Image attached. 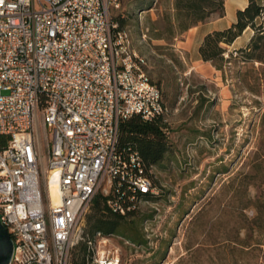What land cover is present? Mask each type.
<instances>
[{
    "label": "built area",
    "instance_id": "built-area-1",
    "mask_svg": "<svg viewBox=\"0 0 264 264\" xmlns=\"http://www.w3.org/2000/svg\"><path fill=\"white\" fill-rule=\"evenodd\" d=\"M120 7V0H0V221L14 242L10 264H72L82 242L93 264H120L119 254L103 250L110 237L86 239L87 209L123 184L157 194L140 155L118 147L122 121L168 112L116 20ZM109 205L125 214L118 201Z\"/></svg>",
    "mask_w": 264,
    "mask_h": 264
},
{
    "label": "rangeland",
    "instance_id": "rangeland-1",
    "mask_svg": "<svg viewBox=\"0 0 264 264\" xmlns=\"http://www.w3.org/2000/svg\"><path fill=\"white\" fill-rule=\"evenodd\" d=\"M120 1L116 20L132 49L144 58L143 70L161 90L168 109L169 151L151 169L157 198L139 203L126 223V234L136 228L147 244L112 235L103 250L119 254L120 264H223L211 235L228 224L224 210L230 187L250 175L258 161L260 176L246 180L251 185L243 200L254 201L258 195L260 204L264 202V76L259 64L236 60L222 76H207L180 48L187 32L177 30L175 0ZM42 161L46 166V148ZM246 214L256 213L248 209ZM197 249L201 251L195 253ZM78 255L76 248L72 264ZM261 256L240 255L239 264H263Z\"/></svg>",
    "mask_w": 264,
    "mask_h": 264
},
{
    "label": "trees",
    "instance_id": "trees-1",
    "mask_svg": "<svg viewBox=\"0 0 264 264\" xmlns=\"http://www.w3.org/2000/svg\"><path fill=\"white\" fill-rule=\"evenodd\" d=\"M174 9L177 30L180 33H185L214 18L224 17L225 0H175ZM120 22L122 25L125 24L123 19ZM247 28L254 31L248 46L235 52H228L227 47L231 46ZM199 53L204 62L211 63L222 74L225 73L227 64L236 60L244 65L259 64L260 74L264 76V1L259 3L256 0H250L244 10L238 11L237 22L230 28L216 31L205 37ZM226 54L228 58H225ZM235 55L237 56L234 57ZM166 129L165 116H159L149 122L135 115L120 123L119 150L126 157L130 153L137 152L144 166V174L151 180V169L159 165L169 151ZM5 143L6 140L0 137L2 148L5 147ZM261 162L258 161L252 166L253 171L250 175L243 176L241 183L236 187L234 185L230 187V201L224 210L229 218L228 224L220 228L222 231L217 236L211 235V245L217 254H221L219 260L223 264H239L240 255L249 257L260 253L264 258V202L260 204L258 195L254 201L243 200L251 185L246 180L251 177L257 179L260 176ZM153 187L155 188V185ZM132 197H135L133 201ZM156 198L157 194L134 193L126 184H123L110 197H105L101 193L97 194L93 199L91 212L87 216L84 228L86 239H93L97 233H101L104 237L122 235L135 244L146 245L147 242L144 241L143 235L138 229L129 228V234H126V223L129 218L135 216L139 203L152 202ZM110 199L118 201L119 205L125 209L124 215L115 212L110 207ZM248 209H254L256 214L249 217L246 214ZM77 248L79 255L75 258L74 263L93 264L87 244L82 242ZM188 250H191V247ZM199 251L201 250L197 249L195 253Z\"/></svg>",
    "mask_w": 264,
    "mask_h": 264
},
{
    "label": "crops",
    "instance_id": "crops-1",
    "mask_svg": "<svg viewBox=\"0 0 264 264\" xmlns=\"http://www.w3.org/2000/svg\"><path fill=\"white\" fill-rule=\"evenodd\" d=\"M250 0H225V16L222 18H214L211 21L200 24L191 28L187 33L185 40L181 42L183 51L191 55V58L197 64L200 71L204 72L207 76L209 74L222 76L220 71H217L209 62H204L201 59L199 49L205 37L216 31H223L230 28L237 22L238 11L244 10L249 5ZM263 3L264 0H256ZM260 22V21H259ZM254 35L251 28H247L243 34L235 40V42L228 46V52H235L240 49L246 48ZM197 70V69H195Z\"/></svg>",
    "mask_w": 264,
    "mask_h": 264
},
{
    "label": "water",
    "instance_id": "water-1",
    "mask_svg": "<svg viewBox=\"0 0 264 264\" xmlns=\"http://www.w3.org/2000/svg\"><path fill=\"white\" fill-rule=\"evenodd\" d=\"M13 252V239L0 221V264H10Z\"/></svg>",
    "mask_w": 264,
    "mask_h": 264
},
{
    "label": "bare ground",
    "instance_id": "bare-ground-1",
    "mask_svg": "<svg viewBox=\"0 0 264 264\" xmlns=\"http://www.w3.org/2000/svg\"><path fill=\"white\" fill-rule=\"evenodd\" d=\"M50 193H51L53 203L59 204L60 203V192L58 189V184L54 179H52L50 183Z\"/></svg>",
    "mask_w": 264,
    "mask_h": 264
}]
</instances>
